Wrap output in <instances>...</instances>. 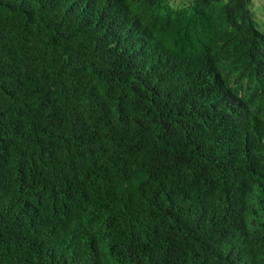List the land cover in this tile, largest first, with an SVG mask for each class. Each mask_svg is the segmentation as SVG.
Masks as SVG:
<instances>
[{
	"label": "trees",
	"instance_id": "obj_1",
	"mask_svg": "<svg viewBox=\"0 0 264 264\" xmlns=\"http://www.w3.org/2000/svg\"><path fill=\"white\" fill-rule=\"evenodd\" d=\"M252 0H0V264H264Z\"/></svg>",
	"mask_w": 264,
	"mask_h": 264
},
{
	"label": "rangeland",
	"instance_id": "obj_2",
	"mask_svg": "<svg viewBox=\"0 0 264 264\" xmlns=\"http://www.w3.org/2000/svg\"><path fill=\"white\" fill-rule=\"evenodd\" d=\"M174 7H181L187 4L190 0H169ZM252 10L254 19L259 30L264 32V0H252Z\"/></svg>",
	"mask_w": 264,
	"mask_h": 264
}]
</instances>
